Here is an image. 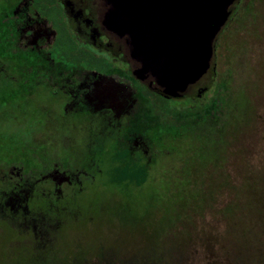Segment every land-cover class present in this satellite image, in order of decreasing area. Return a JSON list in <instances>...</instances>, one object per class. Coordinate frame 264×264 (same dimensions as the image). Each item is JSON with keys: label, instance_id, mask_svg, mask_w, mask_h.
<instances>
[{"label": "rangeland", "instance_id": "374dc122", "mask_svg": "<svg viewBox=\"0 0 264 264\" xmlns=\"http://www.w3.org/2000/svg\"><path fill=\"white\" fill-rule=\"evenodd\" d=\"M233 11L235 14L216 40L213 66L203 80L208 91L202 90L200 96L192 97L196 98L193 104L205 108L211 105L218 91L231 93L228 106L221 108L218 117L222 133L218 129L207 134L212 136L211 143L220 137L211 166L203 163L197 168L193 154L199 145L198 134L219 125L214 118L184 121L182 126L160 129L157 119L150 114L148 98L141 97L133 117L134 132L143 138V150L147 151L143 159L149 162L145 165L142 160L140 167H130L134 171L144 168L150 172L146 183L131 184L129 192L121 193L111 177L114 172L125 170L128 164L122 166L121 160L115 163L112 157L114 162L110 163L109 171L99 173L89 190L75 201L62 204L60 219L38 218L39 208L34 204L25 214V218H30L25 221L30 230L23 220L16 222L14 228L0 222V264H242L245 261L240 257L239 261L231 262L229 256H222L219 263L218 255L209 254L206 241L213 239L210 234L223 230L222 209L231 200L236 186L254 177L259 181L256 188L264 186V0H239ZM146 92L144 87L143 93ZM2 96L0 93V102ZM149 97L154 101L153 96ZM178 103L192 106L191 101ZM0 132L13 133V141L18 142L17 138L26 136L29 129L25 123L5 124L0 119ZM221 134L227 142L224 145L220 142ZM232 145L242 150L246 166L234 164L231 157L227 159ZM221 169L230 181L222 183L210 201L216 215L207 209V203H200L199 209L206 207L203 214L207 211L210 214L205 218L195 215L198 232L194 229L188 237L182 235L177 224L172 223L175 209L169 208V215L162 217V207H171L172 198L184 201L192 191L197 197L203 185H219ZM182 172L183 179L177 181ZM193 203L195 200L190 198L187 206ZM51 214L54 218L53 208ZM205 229L210 233L208 238H204ZM226 239V251L230 254L237 251L232 237L228 235Z\"/></svg>", "mask_w": 264, "mask_h": 264}, {"label": "flooded vegetation", "instance_id": "af4514ba", "mask_svg": "<svg viewBox=\"0 0 264 264\" xmlns=\"http://www.w3.org/2000/svg\"><path fill=\"white\" fill-rule=\"evenodd\" d=\"M109 7L106 0H0V119L29 129L18 142L0 132L1 223L23 220L30 230L25 214L34 204L38 218L60 219L62 204L89 190L112 157L146 165L134 132L139 98L196 102L199 88L207 93L213 61L181 97L167 98L150 73L140 79L128 37L104 24Z\"/></svg>", "mask_w": 264, "mask_h": 264}, {"label": "water", "instance_id": "95a60500", "mask_svg": "<svg viewBox=\"0 0 264 264\" xmlns=\"http://www.w3.org/2000/svg\"><path fill=\"white\" fill-rule=\"evenodd\" d=\"M237 1L106 0L104 24L128 37L130 56L141 63L136 75L144 80L150 73L167 98H176L210 69Z\"/></svg>", "mask_w": 264, "mask_h": 264}, {"label": "trees", "instance_id": "16d2710c", "mask_svg": "<svg viewBox=\"0 0 264 264\" xmlns=\"http://www.w3.org/2000/svg\"><path fill=\"white\" fill-rule=\"evenodd\" d=\"M149 96L148 107L150 108V114L153 118L157 119L159 128L161 127L160 129H166L170 126L179 127L184 125L185 122H198L201 119H205L207 117L214 118L215 123H219L218 126L216 125L209 131L205 130L198 134L199 145L197 147V150L194 152L195 154H193L196 155L194 156L196 160L194 166H197V168H199L203 163H207L209 164V166H211L213 162V155H216V151H218V139H220V137L215 136V143H211L212 136H209L207 134L209 132L215 133L218 129L222 133V122H219L218 117L220 112L222 111L221 108L225 109L229 104L231 97L230 91H218L215 94L214 99L211 101V105L205 108L200 105L196 106L195 104H193L194 101H191L192 106L183 107L180 103L165 98L160 100L157 97H153L154 101H151L149 99ZM223 117L224 116L222 115L220 119L221 121L223 120ZM240 127L243 126L240 125ZM238 132L240 131L238 130ZM238 132H236L235 134H239ZM221 137L222 138L220 142L224 145V143L227 142H225L223 134H221ZM210 147L213 148L211 149L213 152L210 150ZM201 149H203V151H201ZM242 153L243 152L240 148L232 145V147L230 148V152L226 154L228 155L227 159L231 157L234 161V164L238 163L240 167L246 166V161L242 156ZM236 155H238L239 157H236ZM224 156H222V159L224 158ZM207 160H209V162H207ZM121 165L124 166L126 165V163L123 162V164ZM130 165L132 164H128L125 170L122 169L119 172H114L111 177L113 182L118 183L116 187H118L121 193L124 192V190L129 192L131 189L130 186H132L131 184L134 183H137V186H143L150 175V172H148L144 168L140 171H134L131 169ZM220 166V168H223L221 162ZM134 167L137 168V166L135 165ZM182 179L183 172L182 176L177 181H181ZM229 181V178H226L225 171L221 169V183L219 185L211 184L212 186L203 185L197 197H195L196 192L192 191L188 196L185 197L184 201L178 202L176 199L172 198V195V203H170L171 207L168 205L162 207V209H164L162 217L169 215L167 214L169 212V208L175 209L172 210L175 214V216L171 218L173 219L172 223L177 224V230L182 233V235H190V232L192 230H197V227H195L194 225L195 215L205 218V216H207V213L210 214L208 211L206 215L203 214V210L206 207L199 209L200 206L202 207L200 203H207V209H209L210 212L214 211L216 215L215 207L213 204H210V201L213 200V195L221 189V184L228 183ZM258 182L259 181H257V178L255 177L252 179L246 178V180L242 183L243 186L241 184L240 187H235L231 195V200L222 209L223 230L221 231V233L210 234L206 229L205 231H202L204 238H208L209 234L210 237L213 238L212 240L206 239L209 246V254L218 255V257L220 258L219 263H221L222 256H229L228 258L231 260V262L233 259H237L239 261V258L243 257L245 261H243L242 264H264V186H259L258 188H256ZM153 196L157 197V195ZM190 198H193L195 200V203H193V205L187 206V202ZM229 214L231 215L228 216ZM179 215L183 216L178 217ZM229 217L232 218L231 226H229V220L231 219H229ZM197 235L199 236V234ZM228 235L232 237V241L237 248V251L231 254L225 249L227 240L226 237H228ZM219 244L220 246H218ZM160 257H163L162 254L160 255ZM232 264L234 263L232 262Z\"/></svg>", "mask_w": 264, "mask_h": 264}]
</instances>
